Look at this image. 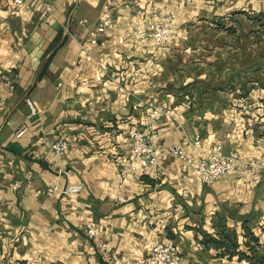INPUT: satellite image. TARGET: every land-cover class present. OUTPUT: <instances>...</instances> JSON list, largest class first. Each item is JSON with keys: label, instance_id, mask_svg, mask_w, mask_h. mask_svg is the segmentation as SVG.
Listing matches in <instances>:
<instances>
[{"label": "crops", "instance_id": "obj_1", "mask_svg": "<svg viewBox=\"0 0 264 264\" xmlns=\"http://www.w3.org/2000/svg\"><path fill=\"white\" fill-rule=\"evenodd\" d=\"M44 2L0 0V264H106L100 243L137 260L158 242L186 264H264V174L207 185L169 154L264 164V100L245 102L264 53L237 29L264 0ZM155 5L177 14L165 47L140 37ZM155 107L172 115L154 123ZM134 131L152 136L155 167L129 172Z\"/></svg>", "mask_w": 264, "mask_h": 264}, {"label": "built area", "instance_id": "obj_2", "mask_svg": "<svg viewBox=\"0 0 264 264\" xmlns=\"http://www.w3.org/2000/svg\"><path fill=\"white\" fill-rule=\"evenodd\" d=\"M155 1V0H151ZM187 0H175L176 5L181 6L186 3ZM15 10L18 12L19 7L23 5V0H14ZM54 0H45L44 2V14H51L53 10ZM177 18L175 10L162 9L155 5L151 8L148 23L144 31L141 32L140 37L147 42H152L159 47H165L170 44L173 38V26ZM105 26L98 28L99 33L105 32ZM92 43H98L97 39H93ZM137 75H135L136 77ZM111 78H116V74L113 73ZM33 114H36V108L33 102L28 100ZM172 112L163 107H155L150 114L152 122H158L164 116H170ZM28 131L27 127L22 128L17 137H22ZM133 145L129 154V159L133 163V166L129 169V172H136L137 167L134 163L139 162L143 168H152L158 164V150L155 147L152 136L146 131H134L131 133ZM195 145H200V141H196ZM51 150L58 156H64L70 150V145L66 141H57L51 144ZM169 154L193 165L195 171H197L203 178V181L207 185H211L214 182L224 178L227 175L234 174H246L250 178L252 185H257L261 182L264 174V164L260 161L247 159L237 151H232L228 154L222 153V148L219 147L216 152L211 154L210 159L195 161L189 158L183 147L180 145H173L169 147ZM81 187H69L67 193L78 192ZM123 197L118 196L117 201L122 202ZM91 236H95L96 232L93 228L89 227L88 230ZM106 264H186L182 258L179 247L175 243H162L158 242L153 247L151 253L144 258L133 260L125 254H120L114 250L111 246L104 243L99 244Z\"/></svg>", "mask_w": 264, "mask_h": 264}, {"label": "rangeland", "instance_id": "obj_3", "mask_svg": "<svg viewBox=\"0 0 264 264\" xmlns=\"http://www.w3.org/2000/svg\"><path fill=\"white\" fill-rule=\"evenodd\" d=\"M251 25L246 24V27H237L241 34L250 35L252 38L251 41V50L252 52H262L264 53V13H253L251 14ZM239 33V32H236ZM237 47H239L237 45ZM253 73L251 75L252 84L258 89L253 92L252 96L245 98L246 112H253L254 102H257L261 98L264 100V58L255 64L256 60H252ZM254 89V88H253ZM254 101V102H253Z\"/></svg>", "mask_w": 264, "mask_h": 264}]
</instances>
